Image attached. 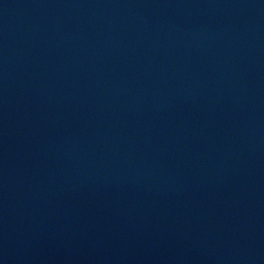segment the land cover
I'll return each mask as SVG.
<instances>
[{"label":"water","instance_id":"95a60500","mask_svg":"<svg viewBox=\"0 0 264 264\" xmlns=\"http://www.w3.org/2000/svg\"><path fill=\"white\" fill-rule=\"evenodd\" d=\"M165 143L264 233V0H43Z\"/></svg>","mask_w":264,"mask_h":264}]
</instances>
